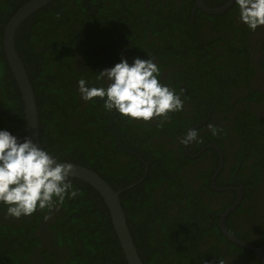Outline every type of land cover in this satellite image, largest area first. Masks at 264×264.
<instances>
[{
	"label": "trees",
	"instance_id": "1",
	"mask_svg": "<svg viewBox=\"0 0 264 264\" xmlns=\"http://www.w3.org/2000/svg\"><path fill=\"white\" fill-rule=\"evenodd\" d=\"M27 1L0 0V128L21 138L24 103L4 53L3 31ZM226 1L204 0L215 7ZM195 6V0H52L29 15L16 30L15 46L35 94L40 143L59 161L89 167L115 190H122L120 201L143 264H225L217 242L262 264L253 251L222 233L215 215L226 206L213 210L187 183L182 164L186 160L194 164L196 158L189 159L181 148L167 149L168 142L159 140L185 135L204 116L200 110L213 107L214 112L226 113L231 108V117H217L212 123L217 134L209 130L201 143L220 144V137L234 132L241 143L237 155L244 157L238 173L245 195L264 183V120L248 107L229 103L231 89L248 79L240 75L242 65L247 76L253 71L248 36L233 21L238 7L207 14L193 10ZM203 18L212 21L213 36L203 35ZM117 31L132 43L126 44ZM239 33L242 37L235 41ZM219 42H231L235 55L228 58L214 49ZM232 42L241 46L238 53ZM118 45L130 58L152 57L160 68V81L182 94L183 106L194 108L170 113L158 127L163 118L139 122L109 113L98 97L95 103L80 104L76 82L86 79L90 85H104L97 80L98 72L119 62ZM243 58L247 64L240 63ZM164 69L170 74L162 75ZM256 95L254 90L255 98L262 94ZM122 157L128 161L122 163ZM143 160L149 164L145 179L129 187L139 178L136 172L142 173ZM69 181L78 190L75 198L65 197L63 203L54 202L29 216H7L0 206V264H128L102 196L85 181L73 177ZM208 181L201 188L212 193ZM160 187L165 191L161 205H156L152 195ZM169 201L175 203L172 213L159 220ZM153 223H160L159 229Z\"/></svg>",
	"mask_w": 264,
	"mask_h": 264
},
{
	"label": "clouds",
	"instance_id": "2",
	"mask_svg": "<svg viewBox=\"0 0 264 264\" xmlns=\"http://www.w3.org/2000/svg\"><path fill=\"white\" fill-rule=\"evenodd\" d=\"M234 4L239 21L249 30L264 26V0H234ZM98 73L97 80H106V86L79 79L78 92L85 102L95 103L94 98H100L106 112L143 122L163 118L159 127L170 113L183 110L184 101L175 89L160 81V68L152 57H133L129 62L122 55L119 62ZM208 128L212 135L217 134L214 125ZM198 137V130L188 129L181 143L199 142ZM72 168L70 162H58L32 138L0 128V206L6 208L7 216L18 219L50 208L54 202L63 203L65 197L75 198L78 190L69 181Z\"/></svg>",
	"mask_w": 264,
	"mask_h": 264
},
{
	"label": "flooded vegetation",
	"instance_id": "3",
	"mask_svg": "<svg viewBox=\"0 0 264 264\" xmlns=\"http://www.w3.org/2000/svg\"><path fill=\"white\" fill-rule=\"evenodd\" d=\"M177 1L182 2V0H177ZM228 1L229 0H227L226 2ZM233 5L235 4L233 3ZM209 7H215V6H209ZM196 8L199 7H197L196 5L193 10H195ZM237 12L238 13L236 14V16H234L233 21L236 22V25H242L244 32L246 31V35L248 37L245 38V40L247 45L249 46L248 52H250L251 54L250 62H251V66L253 67V71L247 76L244 73L245 65H242L243 73L240 75L243 78L248 77V79L246 80V82L245 80H241V82L236 87L231 89L233 95L231 96L229 103L233 107H243V106L248 107L250 109V112L254 113L259 119L264 120V26L259 27L256 31L249 30L245 24L239 21V9ZM202 22H203V28H202L203 35L205 37L213 36L210 34L211 29L214 28L212 21L209 20L208 18H203V20L201 19V23ZM148 33H149L148 34L149 37H151L152 32L150 28ZM218 33L220 32L218 31ZM117 34L122 36L123 31H117ZM241 37L242 34L239 33V36L235 39V41L240 40ZM122 40H127V38L125 36H122ZM225 42H219V45H217V47H214V49L220 50V52L224 53L226 57L231 58L235 55L229 49L231 42L230 45H225L224 44ZM129 43H132L131 38H129L126 42V44ZM232 43H234L233 49H236V52L239 49H241V46L239 44H236V42H232ZM116 51H119L121 53V56L123 55L125 58L129 59V62H131L133 57L130 58L126 55L127 52L125 51L123 46L118 45L116 47ZM219 55L220 54L218 53V56ZM135 57H140V56H135ZM243 59L244 61H241L240 63L247 64L245 60L246 58ZM166 74L169 75L170 72L164 69L162 75L165 76ZM238 81H240V79H238ZM102 82L104 83L105 86L107 85L106 80H102ZM182 84L183 83H180L181 87ZM75 87L78 88L77 82L75 84ZM254 90L258 91V95L262 94L260 98L257 99L253 96ZM210 95L211 93H207L206 98H209ZM258 95H256V97H258ZM180 96L181 99L184 100L182 94ZM78 102L83 105L85 104V101H83L80 98V94L78 95ZM189 107L190 105L186 104L185 106H183V109L191 110L192 108H194V107L192 108ZM224 108H226L227 111V106L226 107L224 106ZM233 112L234 111H232L231 108L226 113L214 112L213 107L210 108L209 112L208 111L206 112L205 110H200V113L204 115L199 118L201 119V121L194 123L192 126L188 128V129H196V130L199 129L198 130L199 142H192L190 144L181 143L184 137L183 133L174 137L162 136L161 139L159 140L164 143L168 142L167 149H171L173 147L177 150L181 148L184 151L185 156H187L189 159L196 158L194 164H192L190 160H186V161L184 160L185 163L182 164L185 165V167L182 169V172L184 173L183 175L188 178L187 183L193 185V187L197 191H199L200 195H202L204 199L208 201V204L211 206L213 210H217L221 207H224L223 205L226 206V208L222 212L217 213L215 215L219 219V226H220L221 218H223L225 227L233 236L237 237L238 239L244 242H248L253 246L263 247L264 249V183L263 182L260 183L258 185V188L257 189L254 188L253 192L248 196L245 195L244 187L240 182V176L238 173L240 167L244 164L243 163L244 157L237 155V151L241 145L239 140L236 138L237 134L232 132L226 136L220 137L219 138L220 144H217L213 141H209L206 144L201 143L202 140H205L203 136L205 134L206 135L209 134V128H208L209 124L215 122L217 117L219 118H222L224 116L231 117V113ZM213 113L215 115L211 116ZM152 122L154 123L155 120L153 119ZM126 161H128V159L123 157L121 158L122 163H125ZM143 163L144 166L142 173L136 172V175L139 178L137 179V181L131 183L129 187H133L134 185L141 183V181L145 179L149 171L148 168L149 164L144 160ZM207 178L209 180L208 181L209 187L213 191L212 193L207 192L206 188H201L202 183L205 182ZM164 191H165L164 187H160L155 191H153L152 200L156 205L157 204L161 205L162 202L161 195ZM239 191L241 194L239 193ZM165 204L168 205L169 208L164 207L162 209L163 215L159 214L158 216L159 220L162 221H165L166 216L169 213H172L170 211V208L173 207L175 203L169 201ZM141 209H143L146 212L144 207H141ZM160 225H161L160 223H153V227L155 229H159ZM226 238L230 242L235 243L227 236ZM223 243L217 242L216 244H218V248H222V252L225 253V255L223 254V260L225 264H255L254 261H252L254 258L253 256L241 257L239 255V252H237L234 249L228 250L227 248L228 245ZM237 245L241 246L240 244ZM246 249L253 251L249 248ZM253 252L257 255V257L260 259L261 263L263 264L259 255L255 251Z\"/></svg>",
	"mask_w": 264,
	"mask_h": 264
},
{
	"label": "water",
	"instance_id": "4",
	"mask_svg": "<svg viewBox=\"0 0 264 264\" xmlns=\"http://www.w3.org/2000/svg\"><path fill=\"white\" fill-rule=\"evenodd\" d=\"M51 1L52 0H28L11 16L9 21L5 24L3 31L4 53L24 103L23 111L25 115V136L39 142L40 145L36 98L24 63L16 50L15 34L17 28L29 15L44 7ZM195 2L197 7L207 14H220L230 8L233 5L234 0H232V2L229 0L219 7H209L203 0H195ZM58 162L63 163L65 161L58 160ZM70 163L73 165V168L69 177L78 178L90 184L104 199V202L109 210L113 228L118 237L127 263L143 264L127 225L125 213L120 201V193L122 190H115L95 170L81 164ZM220 227L223 233L233 242L255 251L264 264L263 247L253 246L248 242H244L233 236L225 227L223 218H221Z\"/></svg>",
	"mask_w": 264,
	"mask_h": 264
},
{
	"label": "rangeland",
	"instance_id": "5",
	"mask_svg": "<svg viewBox=\"0 0 264 264\" xmlns=\"http://www.w3.org/2000/svg\"><path fill=\"white\" fill-rule=\"evenodd\" d=\"M92 83H94V81H91Z\"/></svg>",
	"mask_w": 264,
	"mask_h": 264
}]
</instances>
